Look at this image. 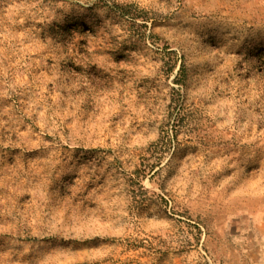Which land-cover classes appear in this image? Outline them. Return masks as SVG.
I'll use <instances>...</instances> for the list:
<instances>
[{
    "label": "rangeland",
    "instance_id": "rangeland-1",
    "mask_svg": "<svg viewBox=\"0 0 264 264\" xmlns=\"http://www.w3.org/2000/svg\"><path fill=\"white\" fill-rule=\"evenodd\" d=\"M0 264H264V0H0Z\"/></svg>",
    "mask_w": 264,
    "mask_h": 264
}]
</instances>
